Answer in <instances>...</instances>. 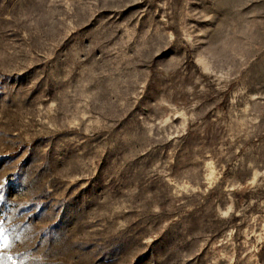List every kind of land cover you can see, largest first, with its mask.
<instances>
[{
  "label": "rangeland",
  "instance_id": "374dc122",
  "mask_svg": "<svg viewBox=\"0 0 264 264\" xmlns=\"http://www.w3.org/2000/svg\"><path fill=\"white\" fill-rule=\"evenodd\" d=\"M0 264H264V0H0Z\"/></svg>",
  "mask_w": 264,
  "mask_h": 264
},
{
  "label": "snow or ice",
  "instance_id": "6c2138e0",
  "mask_svg": "<svg viewBox=\"0 0 264 264\" xmlns=\"http://www.w3.org/2000/svg\"><path fill=\"white\" fill-rule=\"evenodd\" d=\"M4 236V231L2 228H0V238H2Z\"/></svg>",
  "mask_w": 264,
  "mask_h": 264
}]
</instances>
